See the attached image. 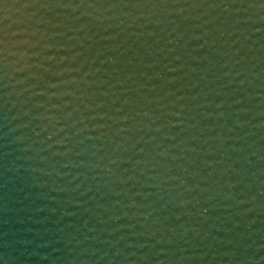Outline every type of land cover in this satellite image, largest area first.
<instances>
[{
	"label": "water",
	"instance_id": "obj_1",
	"mask_svg": "<svg viewBox=\"0 0 264 264\" xmlns=\"http://www.w3.org/2000/svg\"><path fill=\"white\" fill-rule=\"evenodd\" d=\"M0 264H264V0H0Z\"/></svg>",
	"mask_w": 264,
	"mask_h": 264
}]
</instances>
